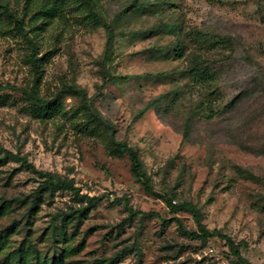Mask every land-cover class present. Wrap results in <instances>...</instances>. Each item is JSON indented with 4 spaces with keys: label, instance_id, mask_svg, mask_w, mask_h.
Returning <instances> with one entry per match:
<instances>
[{
    "label": "rangeland",
    "instance_id": "374dc122",
    "mask_svg": "<svg viewBox=\"0 0 264 264\" xmlns=\"http://www.w3.org/2000/svg\"><path fill=\"white\" fill-rule=\"evenodd\" d=\"M28 36L42 58L39 96L57 95L58 112L23 96L34 77L27 46L0 22V150L98 202L79 225L57 217L80 207L67 192L29 215L40 179L0 155V264H236L221 237L164 224L198 232L167 201L191 203L203 226L264 264V0H91ZM201 50L214 79L195 83L188 70ZM118 142L137 151L155 195Z\"/></svg>",
    "mask_w": 264,
    "mask_h": 264
},
{
    "label": "trees",
    "instance_id": "16d2710c",
    "mask_svg": "<svg viewBox=\"0 0 264 264\" xmlns=\"http://www.w3.org/2000/svg\"><path fill=\"white\" fill-rule=\"evenodd\" d=\"M13 3L14 8H10L8 3L0 4V22H2L3 27L7 28V31L16 33V35L21 37L27 46V61L34 71V77L32 86L22 90V94L27 100L32 101L41 109L45 110L47 114L58 112L57 95H54L51 99H45L39 96L38 86L40 77L37 69L42 58H36V41L30 38L28 33L35 35L39 30L52 25L55 21H62L66 19L67 15L73 12L91 7V0H13ZM27 27L28 29L26 30L25 28ZM107 35L109 45L112 39V32L109 28H107ZM196 35L197 37L200 36L199 33ZM221 44H224V41L221 40V38H217L211 45L217 48ZM179 58H181V56H179ZM206 63V53L203 52V50L193 57V65L188 70L189 76L193 82L204 83L214 79V75L209 70L210 67H208ZM61 91L70 96H80L82 99L85 98L83 92L73 86H63ZM209 110L212 111V107H209ZM140 113H144V110ZM90 118L94 120V122L102 124V120L99 116L90 115ZM106 128L110 131V137L114 138L115 134L112 127L108 126ZM115 147L116 150L127 156L134 180L141 186L146 194L155 195L151 180L144 170L143 163L139 159L137 151L124 142L116 143ZM0 155L4 158L12 157L16 159L22 166L35 173L40 179L39 185L30 194L28 201H26L28 203L27 213L29 215L38 211L45 196H52L57 192L69 193L77 204L80 205L79 208L71 209L67 213L58 214L57 217L61 222L73 220L79 225L96 206L98 198L80 194V191L74 186L72 180L60 178L49 172L38 171L32 164L27 162L26 158L18 157L6 150H0ZM26 202L22 201L21 203L25 204ZM167 204L173 214H177L182 210L191 214L197 223L198 232L188 231L178 218L164 220V224L175 222L183 235L201 240H206L214 236L221 237L225 241V245L228 247L230 253L236 258V264H249V262L242 257L230 238L216 231L211 232L201 224V213L191 203H182L173 206L170 201H167ZM134 216L135 212L129 210L128 219L131 220Z\"/></svg>",
    "mask_w": 264,
    "mask_h": 264
}]
</instances>
